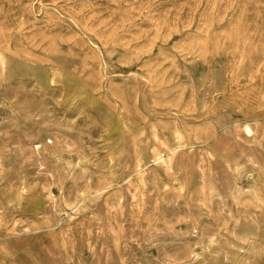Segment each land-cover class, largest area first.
I'll return each mask as SVG.
<instances>
[{
  "label": "rangeland",
  "instance_id": "1",
  "mask_svg": "<svg viewBox=\"0 0 264 264\" xmlns=\"http://www.w3.org/2000/svg\"><path fill=\"white\" fill-rule=\"evenodd\" d=\"M0 264H264V0H0Z\"/></svg>",
  "mask_w": 264,
  "mask_h": 264
}]
</instances>
